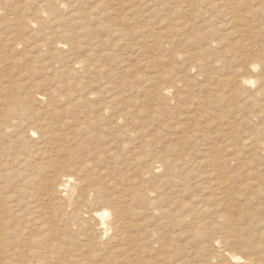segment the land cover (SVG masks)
I'll list each match as a JSON object with an SVG mask.
<instances>
[{"label": "rangeland", "instance_id": "374dc122", "mask_svg": "<svg viewBox=\"0 0 264 264\" xmlns=\"http://www.w3.org/2000/svg\"><path fill=\"white\" fill-rule=\"evenodd\" d=\"M53 1L0 0V112L77 135L82 108L65 104V94L90 97L95 113L111 104L137 137H123L122 156L105 155L100 168L111 161L112 173L123 172L122 187H110L116 194L143 186L153 203L147 211L136 198L130 208L135 227L125 231L140 250H116L125 239L77 228L61 234L70 248L51 250L50 236L25 228L19 243L30 234L37 241L0 250V264H264V149L252 142L264 135V96L232 92L252 46L264 72V0ZM40 95L54 114L39 112ZM154 162L165 164L141 182ZM25 253L37 257L18 263Z\"/></svg>", "mask_w": 264, "mask_h": 264}, {"label": "bare ground", "instance_id": "6f19581e", "mask_svg": "<svg viewBox=\"0 0 264 264\" xmlns=\"http://www.w3.org/2000/svg\"><path fill=\"white\" fill-rule=\"evenodd\" d=\"M56 5L58 6L57 0L51 3L53 7ZM261 60L262 55L259 50L252 46L249 53L244 57L243 71H239V78L236 79V84L239 85L232 91L233 93L240 94L252 87L248 91L250 92L249 95L253 97L248 96V98L264 96V72L258 71ZM224 65L226 63H223ZM253 72H256L255 76H246ZM4 90L8 93L11 91L10 88H4ZM165 90V92L170 91L169 89ZM98 98H102V96H98ZM38 100L42 105V108L39 109L41 114L50 115L56 112L43 95H40ZM63 100L66 102L65 104H69L73 108H82L83 120L77 135L76 132L68 133L59 127L51 129L45 119L42 120L40 127L24 126V120L14 121L3 117V109H1L0 250L5 254L7 249L11 251L24 244V246L31 248L37 241L32 239V234L25 237L26 239L31 236L26 243L25 239L19 243L27 231L25 228H32L43 235L50 236L51 250L70 248L67 238L61 234H65L68 229L76 228L80 234L87 237L90 236L91 232V236L98 234L99 237L110 234L115 243L125 239L124 242L113 246V248L116 247V250L124 251L128 246L140 250L141 239L126 234L125 231L126 228L135 227L134 210L130 208L136 198L142 207H146V202L153 203L151 194L154 191L138 186V188L131 189L127 195L116 194L110 190V187H122L123 172L112 173L111 161L100 168L105 155L114 153L113 161L122 156L118 152L121 149L118 150L115 145H121L123 137L131 141L134 136L137 137V133L135 130L124 129L122 115L116 113L111 104L100 102L98 108L101 112L95 113L91 105L93 99L90 97L83 98L81 95L65 94ZM89 113L96 115L92 116ZM6 134L14 137L13 143L4 142L3 136ZM70 141L76 148L71 147ZM128 141H124V143ZM252 142L255 148L262 145L261 147L264 149V135L260 138V134H258L257 139ZM77 148L83 149L86 155L82 158L75 157ZM222 159L224 162L228 160L225 157ZM76 160L79 161L78 167L69 166L68 163ZM163 164L165 162L159 165L154 162L151 166L140 171V181L149 180L152 172L161 169ZM134 180L139 183L137 178ZM135 182L132 180L128 185L135 187ZM150 209L151 207H146L147 211ZM24 217L30 219L29 222L27 221L28 224L26 222L27 225L22 220ZM20 229H23L22 232L18 231ZM229 252L227 251V253ZM14 256L13 260L17 261L19 256L17 254ZM23 256L18 263H25L29 259L37 257V255L33 256L29 253H25ZM230 256L234 261L242 257L238 256L236 252L230 253ZM38 258L41 259L42 257Z\"/></svg>", "mask_w": 264, "mask_h": 264}]
</instances>
